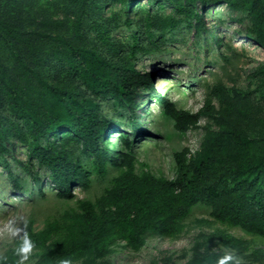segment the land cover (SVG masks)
Segmentation results:
<instances>
[{"label": "trees", "instance_id": "16d2710c", "mask_svg": "<svg viewBox=\"0 0 264 264\" xmlns=\"http://www.w3.org/2000/svg\"><path fill=\"white\" fill-rule=\"evenodd\" d=\"M25 1L0 0V43L12 59L10 69L0 59V85L11 94L14 110L32 137L27 141L18 127L9 121L4 123L0 115V153L9 152L2 145L9 136L24 142L29 159L48 170L50 182L57 188L55 196L62 200L75 199V187L88 190L93 177L105 178L112 169L117 173L100 195L77 199L76 208L46 219L41 230L35 231L34 221L29 218L14 253L22 248L42 250L54 264L58 259L87 252L103 256L118 241L138 252L149 236L177 237L196 206L205 207L213 222L239 228L264 244V150L253 154L256 140L232 112L249 100L252 92L232 90L230 94L222 83H216L208 88V96L197 113L176 108L158 95L164 115L173 120L177 132L195 129L200 117L212 121L217 131L206 133L193 154L188 148L174 152V179L155 176L147 170L136 171V152L129 136H119L113 155L100 147L102 138L113 128L112 122L101 115L100 105L105 98H111L133 114L134 89L138 84L151 88L149 75L142 74L130 60L113 62L94 50L79 47L62 32L66 24L63 20L37 16L33 12L36 7L25 8ZM114 1L129 6L136 0ZM189 1L247 10L253 41L264 51V0ZM67 2L75 11L73 28L78 34L84 8L91 5L99 9L100 5L96 0ZM196 18L204 25L202 17ZM136 50L153 52L149 47L136 46ZM47 53H52L61 65L66 61L72 74L62 76V69H57L53 79L46 76L44 66H57L51 64L53 60L42 58ZM252 78L257 81L258 100L264 101V62ZM79 82L85 90L78 87ZM213 100L218 102V108ZM135 119L128 121L134 136L140 132ZM257 123L258 139L264 140V119L259 118ZM18 163L40 188L29 162ZM3 164L8 169V163ZM7 174L13 186L21 190V181L9 170ZM215 236L222 245L239 253L246 244L222 230H217ZM198 240L185 264H219L222 259L226 264H235L223 253L208 251ZM169 261V257L164 258L161 264Z\"/></svg>", "mask_w": 264, "mask_h": 264}, {"label": "rangeland", "instance_id": "374dc122", "mask_svg": "<svg viewBox=\"0 0 264 264\" xmlns=\"http://www.w3.org/2000/svg\"><path fill=\"white\" fill-rule=\"evenodd\" d=\"M96 1L99 9L91 5L84 8L78 34L73 28L75 11L66 5L67 0H26L24 6L36 7L33 12L37 16L63 20L66 24L62 32L79 47L94 50L113 62L130 60L142 74L149 75L152 89L145 84H138L134 89L133 114L111 98L102 100L101 115L112 122L113 128L102 138L101 148L108 149L113 155L119 136H129L136 152V171L147 170L155 176L174 179V152L188 148L192 154L195 153L204 135L217 131V126L200 117L195 129L181 134L174 129L173 120L164 115L163 105L157 96L174 103L176 108L197 113L208 96V88L220 82L230 94L232 90L252 92L251 98L232 112L255 138L253 154L264 150V140L258 139L257 133V120L264 119V101L258 100L257 81L252 78L257 67L264 62V51L253 41L247 10L189 0H136L129 6L114 0ZM196 16L203 18L204 25ZM136 46L149 47L153 52H140ZM42 58L53 60L51 64L57 65L44 66L42 72L46 76L53 79L56 76L53 71L57 69H62V76L72 74L66 61L62 65L57 63L52 53ZM0 59L11 68V56L1 43ZM78 87L85 90L81 82ZM10 96L8 90L0 85V115L6 119L3 122L9 121L18 127L30 141L29 128L14 110ZM213 105L218 108L216 100H213ZM133 117L140 130L135 136L134 130L128 126ZM2 145L9 152L0 153V264H51L42 250L22 248L14 253L28 219H33L35 231L41 230L46 219L76 208L77 199H94L100 195L117 172L112 169L105 178L93 177L88 190L75 187L72 189L75 199L62 200L55 196L57 188L50 182L48 170L29 159L24 142L16 136H9ZM4 161L8 163V169ZM18 161L23 164L29 162L40 180V188L35 186ZM8 170L21 181V190L13 186ZM40 191L44 194L41 195ZM217 230L243 240L246 243L243 251L239 253L222 245L219 236H215ZM197 240L203 242L208 251L231 257L235 264H264V244L258 238L245 234L239 228L213 222L208 210L202 206L192 209L177 237L149 236L138 252L118 241L103 256L87 252L58 259L54 264H161L167 257L169 264H185Z\"/></svg>", "mask_w": 264, "mask_h": 264}, {"label": "clouds", "instance_id": "9594fccd", "mask_svg": "<svg viewBox=\"0 0 264 264\" xmlns=\"http://www.w3.org/2000/svg\"><path fill=\"white\" fill-rule=\"evenodd\" d=\"M219 264H226V261L224 259H222Z\"/></svg>", "mask_w": 264, "mask_h": 264}]
</instances>
